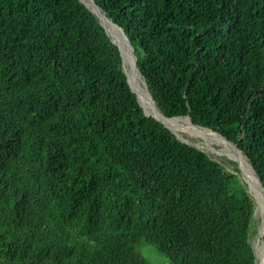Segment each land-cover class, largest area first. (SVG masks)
<instances>
[{
    "label": "trees",
    "instance_id": "trees-1",
    "mask_svg": "<svg viewBox=\"0 0 264 264\" xmlns=\"http://www.w3.org/2000/svg\"><path fill=\"white\" fill-rule=\"evenodd\" d=\"M95 2L165 116L237 144L264 186V0ZM255 206L145 113L84 2L0 0V264H152L143 241L174 264H256Z\"/></svg>",
    "mask_w": 264,
    "mask_h": 264
},
{
    "label": "rangeland",
    "instance_id": "rangeland-1",
    "mask_svg": "<svg viewBox=\"0 0 264 264\" xmlns=\"http://www.w3.org/2000/svg\"><path fill=\"white\" fill-rule=\"evenodd\" d=\"M89 2V0H85ZM103 21L105 22L106 19L103 18ZM107 26L111 30H115L118 33L122 35V31L119 30V28L114 25L111 21L107 20ZM123 36V35H122ZM124 38V36H123ZM125 40V39H124ZM125 42V41H124ZM125 42L126 45V67L127 71L130 74L132 83L137 87L138 84H140L142 87H137V89H140V93L145 96L143 93V88L146 87V84L144 82V79L142 75L139 72L140 77L135 79L133 77L131 64H129V55H128V43ZM139 81V82H138ZM147 88V87H146ZM146 97V96H145ZM148 100V98L146 97ZM145 103V102H144ZM147 101L145 104H148ZM145 106V105H144ZM145 108H147L145 106ZM148 109V108H147ZM150 114H153V112H150ZM187 117V116H183ZM185 119V118H184ZM183 119V120H184ZM191 120V119H190ZM190 120L185 119L184 121H181L180 123H177L176 125V133L180 137H184L186 139L194 141L198 146L203 148L213 159L219 160L223 162L230 171L240 176L243 184L245 187L249 190L250 194L255 200V214H254V222H253V228L256 229V233L253 236V246L256 250V254L258 257L257 264H264V190L263 186L260 182V179L258 178V175L255 171V169L252 167V165L249 163L247 157L242 153V151L239 149V147L234 143H229L225 139L224 141H220L217 139H213L208 134H210L207 130L196 126L195 124H192ZM208 129V128H206ZM211 130V129H209ZM213 131V130H212ZM215 132V131H214ZM207 133V134H206ZM218 133V132H216ZM219 134V133H218ZM212 135V134H210ZM221 135V134H220ZM216 136V135H214ZM218 137V136H217ZM238 153H237V152ZM241 154H240V152ZM256 177V178H255ZM257 179V181H256ZM138 251L141 252L152 264H174L169 257L166 255L160 253L156 246L148 243L146 241H143L140 243L137 247Z\"/></svg>",
    "mask_w": 264,
    "mask_h": 264
},
{
    "label": "bare ground",
    "instance_id": "bare-ground-1",
    "mask_svg": "<svg viewBox=\"0 0 264 264\" xmlns=\"http://www.w3.org/2000/svg\"><path fill=\"white\" fill-rule=\"evenodd\" d=\"M103 16H102V19L103 18H105L106 19V21H105V23H106V27L108 28V30H109V32L110 31H112L117 37H119L121 40H122V43H123V46H124V49H123V47L121 46V48H122V51H123V54H124V58H125V64L127 65V63H126V58H127V56H126V45H125V42H127V41H125L124 39L125 38H123V36L120 34V33H118L117 31H115V30H111V29H109V27L107 26V20H109V21H111L110 19H108L107 18V16H105L104 14H102ZM112 22V21H111ZM113 23V22H112ZM114 24V23H113ZM115 25V24H114ZM117 26V25H116ZM118 27V26H117ZM121 31V30H120ZM111 33V32H110ZM122 33V32H121ZM111 35L114 37V39L121 45V43H120V41L118 40V39H116L115 38V36L111 33ZM125 41V42H124ZM127 44V43H126ZM128 46V48H129V45H127ZM128 57H129V64H131V67L133 68V70H132V73H133V77H135V79H137V78H139L140 77V75H139V70L137 69V67H136V64H135V55H134V53L131 51V48H129V50H128ZM132 64H133V66H132ZM127 68V67H126ZM128 75H129V78H130V81H131V83H132V80H131V77H130V74H129V72H128ZM139 82V81H138ZM132 85H133V87H134V89L136 90V92L138 93V95H139V98H140V100H141V102L148 108H146V111L148 112V113H150V112H153V114H156L157 116H159L160 118H162L163 119V121L165 122V124L167 125V126H169V127H171L173 130H176L177 128H176V125H177V123H180L181 121H184L185 119H188V120H190V118L189 117H175V118H169V117H166L163 113H162V111L157 107V105H155L154 103H152L151 102V100H150V98H149V94H148V90H147V88L146 87H144L143 88V93L145 94V96L148 98V100L146 99V97L145 96H143L141 93H140V89H137V87H142L140 84H138L137 85V87L132 83ZM149 102L148 104H145L146 102ZM145 102V103H144ZM185 118V119H184ZM184 119V120H183ZM190 122H191V120H190ZM192 123V122H191ZM193 124V123H192ZM196 126H198V125H196ZM200 127V126H199ZM201 128H203V127H201ZM203 129H206V128H203ZM207 130V129H206ZM209 133L210 132H212V131H210V130H207ZM207 134V133H206ZM210 134H212V135H210ZM210 134H208L210 137H212L213 139H217V140H220V141H224L223 139H225L227 142H229V143H231L229 140H227L225 137H223L222 135H220V134H218V133H214V131L212 132V133H210ZM214 135H216V136H214ZM218 136V137H217ZM223 138V139H222ZM237 152V151H236ZM240 152V151H239ZM238 153V152H237ZM240 154H241V152H240ZM256 178V177H255ZM256 181H257V179H256ZM264 199V198H263ZM257 259H258V257H257Z\"/></svg>",
    "mask_w": 264,
    "mask_h": 264
},
{
    "label": "water",
    "instance_id": "water-1",
    "mask_svg": "<svg viewBox=\"0 0 264 264\" xmlns=\"http://www.w3.org/2000/svg\"><path fill=\"white\" fill-rule=\"evenodd\" d=\"M82 2H84L89 8H91V10L100 18V20H101V22H102V25L105 27V30H106V32L111 36V39H112V41L119 47V49H120V51H121V54H122V56H123V66H124V70H125V72H126V74H127V77H128V81H129V84H130V86H131V88H132V90H133V92H135L136 93V95H137V98H138V101H139V103H140V105L143 107V109H144V111H145V113L147 114V115H149V116H153L154 118H156L158 121H160L161 123H163L167 128H169L175 135H176V137L178 138V139H180L181 141H183V142H185V143H188L189 145H192V146H194V147H196V148H198V149H200V150H202V151H204L205 153H207L203 148H201L200 146H198L194 141H192V140H189V139H186V138H182V137H180L177 133H176V131L175 130H173L171 127H169V126H167L166 124H165V122L163 121V119L162 118H160L159 116H157L156 114H150V113H148L147 111H146V108H145V106H144V104L141 102V100H140V98H139V95H138V93L136 92V90L134 89V87H133V85H132V83H131V81H130V78H129V75H128V71H127V68H126V64H125V58H124V54H123V51H122V48H121V45L114 39V37L111 35V33L109 32V30H108V28L106 27V23L103 21V19H102V14H104L105 16H107V14L105 13V12H103L102 11V9L100 8V6L99 5H97V3L95 2V0H89V2H87V1H85V0H81ZM107 18L108 19H110L108 16H107ZM113 23H114V21L112 20V19H110ZM115 25H117L118 26V28H119V30H121L122 31V35L124 36V38H125V41H127V43H128V45H129V48H131V51L134 53V55H135V50H134V47H133V45L131 44V42H130V40H129V38H128V36H127V34H126V32L124 31V29H122L118 24H116V23H114ZM135 64H136V67H137V69L139 70V68H138V65H137V57H136V55H135ZM132 66H133V64H132ZM140 72V71H139ZM141 74V73H140ZM144 79V82H145V84H146V87H147V90H148V94H149V98H150V100H151V102L152 103H154L155 105H157V103H156V100L154 99V97H153V95L150 93V91H149V89H148V86H147V83H146V80H145V78H143ZM157 107L159 108V106L157 105ZM160 109V108H159ZM161 110V109H160ZM163 113V112H162ZM164 114V113H163ZM165 115V114H164ZM167 117V116H166ZM177 117H183V116H177ZM187 117H189L190 119H191V117H190V115H187ZM169 118H175V117H169ZM192 121V120H191ZM194 124V123H193ZM196 125V124H195ZM223 136V135H222ZM223 137H225V136H223ZM226 138V137H225ZM227 139V138H226ZM228 140V139H227ZM230 141V140H229ZM231 143H233L232 141H230ZM235 144V143H234ZM237 145V144H236ZM238 146V145H237ZM208 154V153H207ZM209 155V154H208ZM210 156V155H209ZM211 157V156H210ZM215 160V159H214ZM217 161H219V160H217ZM220 163H222V164H224L223 162H221V161H219ZM225 165V164H224ZM252 165V164H251ZM253 167V166H252ZM232 172V171H231ZM258 178L260 179V177L258 176ZM241 179V178H240ZM260 182H261V180H260ZM261 184H262V182H261ZM262 186H263V184H262ZM248 190V189H247ZM263 190H264V186H263ZM248 192H249V190H248ZM250 193V192H249ZM254 214H255V212H254ZM254 251H255V262H256V264H257V262H258V259H257V254H256V250H255V248H254Z\"/></svg>",
    "mask_w": 264,
    "mask_h": 264
}]
</instances>
